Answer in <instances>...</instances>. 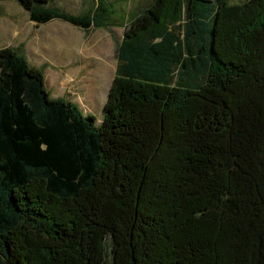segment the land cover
I'll use <instances>...</instances> for the list:
<instances>
[{"label":"trees","instance_id":"16d2710c","mask_svg":"<svg viewBox=\"0 0 264 264\" xmlns=\"http://www.w3.org/2000/svg\"><path fill=\"white\" fill-rule=\"evenodd\" d=\"M15 1L125 32L99 119L0 49V264H264V0Z\"/></svg>","mask_w":264,"mask_h":264},{"label":"rangeland","instance_id":"374dc122","mask_svg":"<svg viewBox=\"0 0 264 264\" xmlns=\"http://www.w3.org/2000/svg\"><path fill=\"white\" fill-rule=\"evenodd\" d=\"M55 1L72 12L81 9L82 0ZM246 1L229 3L239 5ZM144 2L112 0L115 5L121 3L124 8L138 10ZM124 32L120 26L85 32L58 20L38 26L17 1L0 0V49H20L31 66L45 68L46 90L53 98L68 99L83 113L96 118L104 108L115 77V51Z\"/></svg>","mask_w":264,"mask_h":264}]
</instances>
